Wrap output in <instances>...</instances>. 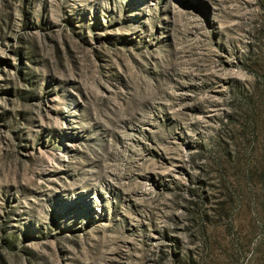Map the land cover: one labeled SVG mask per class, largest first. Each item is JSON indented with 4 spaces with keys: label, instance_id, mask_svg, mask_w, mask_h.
<instances>
[{
    "label": "rangeland",
    "instance_id": "rangeland-1",
    "mask_svg": "<svg viewBox=\"0 0 264 264\" xmlns=\"http://www.w3.org/2000/svg\"><path fill=\"white\" fill-rule=\"evenodd\" d=\"M0 264H264V0H0Z\"/></svg>",
    "mask_w": 264,
    "mask_h": 264
}]
</instances>
